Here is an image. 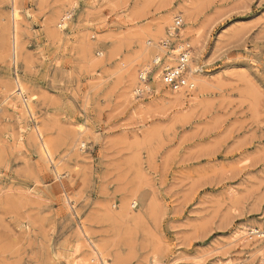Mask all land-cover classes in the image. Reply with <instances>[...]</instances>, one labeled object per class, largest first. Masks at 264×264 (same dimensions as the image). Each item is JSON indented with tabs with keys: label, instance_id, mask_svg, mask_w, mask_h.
I'll return each mask as SVG.
<instances>
[{
	"label": "rangeland",
	"instance_id": "obj_1",
	"mask_svg": "<svg viewBox=\"0 0 264 264\" xmlns=\"http://www.w3.org/2000/svg\"><path fill=\"white\" fill-rule=\"evenodd\" d=\"M167 13L165 38L180 16L216 81L195 105L159 103L172 91L151 78L126 94ZM263 231L264 0H0V264H100L91 246L112 264H264Z\"/></svg>",
	"mask_w": 264,
	"mask_h": 264
},
{
	"label": "bare ground",
	"instance_id": "obj_2",
	"mask_svg": "<svg viewBox=\"0 0 264 264\" xmlns=\"http://www.w3.org/2000/svg\"><path fill=\"white\" fill-rule=\"evenodd\" d=\"M14 4V0H11ZM67 2V1H66ZM65 4V3H64ZM195 5V4H194ZM197 6V5H196ZM73 5L71 7L70 10L68 11H65L64 13H62L60 15V21L62 22L59 26L62 27L64 24H65V19L68 18L70 15V12H72L71 10L73 9ZM167 7V6H166ZM183 10L186 11V13L190 14V12L194 11L195 12V6H193V4H185V5H182L181 6ZM181 11V10H180ZM158 12V11H157ZM173 13V11H171ZM193 12V13H194ZM172 13H167L166 15L164 14V16H162L160 19H158L157 17V20L155 22H153V24L147 26V28L144 30V32L140 33V41H139V48L138 50L135 52L134 56L131 58V66H129V71H128V84H127V90H126V94L131 97L133 96V91L135 92L136 91V83H137V76L135 77V72H136V68L137 67H141V72L145 71V70H149L150 71V77L152 80L151 82H153V84L155 85L156 87V90H161L163 87H164V84L162 82V79H161V66H156L153 64L152 61H154L155 59H157L158 57L160 58H163L165 64H170L171 63V60L173 59L171 56H165L164 55V50L163 48H161V46L159 45V40L160 37H162V40L163 38H165V35L166 33H164V29H165V24L167 22H169V19L171 17V14ZM146 14V13H145ZM175 14V13H174ZM194 15V14H193ZM191 16V15H190ZM126 18V17H125ZM156 19V18H155ZM12 22L15 24V21L12 20ZM58 22V21H57ZM171 24V23H170ZM59 27V28H60ZM145 28V27H144ZM203 28V27H202ZM170 29V28H169ZM169 29H168V32H169ZM197 32V31H196ZM60 35V34H59ZM135 35V34H134ZM182 35V34H181ZM132 36V35H131ZM138 36V35H137ZM136 36V37H137ZM147 37L148 40H144V38ZM139 38V36H138ZM146 38V39H147ZM133 39V38H131ZM153 40V43H151V41ZM134 42V41H133ZM146 44V45H145ZM199 45V44H198ZM197 49V48H196ZM155 56V57H154ZM126 57V56H125ZM151 57H152V61H151ZM130 58V57H129ZM13 60H15L13 58ZM126 61V60H125ZM151 61L152 63L150 64ZM14 62V61H13ZM17 63V62H16ZM190 70H191V74L190 76H192V78L194 79L195 81V87L194 89L192 90V92H190L188 95L183 89L179 90V91H176V92H171V93H166L164 95H162L158 100H159V103H164L165 104H172V105H176V106H181L185 104V102L189 103V105H195L196 103H198V98L200 96V94H202L205 90L207 89H210L212 87H216V81H214V79H211L209 77L204 76L203 75V71L201 69H199L198 67H195L194 66V62H193V58H191L190 60ZM123 67V66H122ZM123 69V68H122ZM122 77V76H121ZM218 80V79H217ZM11 81V80H10ZM18 82V81H17ZM220 82V80H219ZM222 82V81H221ZM136 87H135V86ZM138 85V84H137ZM11 102L10 104L12 106H17L16 103L17 100H23V97H24V92H23V88L20 84L17 83L16 85V88H14V91L11 93ZM205 94V93H204ZM126 95V96H127ZM189 97H188V96ZM34 97V95H31L29 96V99L32 100V98ZM153 97V96H152ZM158 97V96H157ZM125 98V97H124ZM127 98V97H126ZM133 98V97H132ZM131 99V98H130ZM21 100V101H22ZM27 101V99H26ZM206 101V100H205ZM24 102V101H23ZM150 104V103H149ZM171 105V106H172ZM22 106V105H21ZM142 106V105H141ZM151 106V105H150ZM149 106V107H150ZM25 107V106H24ZM27 107V106H26ZM29 107V106H28ZM140 108V107H139ZM192 109V108H191ZM142 110V109H141ZM151 110V109H150ZM179 113V112H178ZM191 113V112H190ZM184 115V114H183ZM190 116V115H189ZM180 121V120H179ZM181 122V121H180ZM37 127V126H36ZM82 127V126H81ZM38 128V127H37ZM83 129V128H81ZM125 130V129H124ZM38 131V130H37ZM36 131V132H37ZM84 131V130H83ZM35 132V133H36ZM80 132V131H79ZM83 133V132H82ZM78 136V135H77ZM31 138V137H30ZM29 138V139H30ZM21 139V138H20ZM40 140V139H39ZM38 140V141H39ZM30 141V140H29ZM82 144V143H81ZM37 145V144H36ZM50 147V146H49ZM52 147V145H51ZM80 147V146H79ZM39 149L40 151L42 152L41 154H43L48 160L50 158V154L48 153L47 151V148L45 146V144H41L39 145ZM52 149V148H51ZM42 155V156H43ZM51 163V162H50ZM52 166V165H51ZM64 176V175H63ZM68 199V198H67ZM66 199V200H67ZM135 204V202H133ZM238 229V228H237ZM84 231V230H83ZM239 232V231H238ZM237 232V233H238ZM253 232H256V229H249L248 232H244V230H241L239 232L238 235H234L235 238L238 237V239H240V244L241 245H245L246 241L245 240V237L247 234L251 235ZM264 232V231H263ZM242 234V235H241ZM257 234V232H256ZM259 234V233H258ZM264 233H260L259 236L263 235ZM257 236V235H256ZM259 236H257L259 238ZM87 240V239H86ZM236 240V239H235ZM89 241V239H88ZM87 241V242H88ZM232 242V241H231ZM81 242H79L78 244H80ZM249 243V242H248ZM232 244V243H231ZM81 245V244H80ZM255 247L258 251H260L262 249H264V244H263V240L262 239H257L255 238ZM80 246L79 245H75L74 247V254L75 253H78L80 251ZM92 249V253L93 255L91 257H93V261L95 263V260L96 262H99L100 264H112V261H109L108 257L105 256V254L103 253V251H98L96 250V248L94 246H91L90 247ZM235 249V248H234ZM255 249V251H256ZM232 251V250H231ZM240 252V251H239ZM80 253V252H79ZM103 254L104 258L106 259V261H104V259L101 258V254ZM239 254V253H238ZM263 255H264V252H263ZM255 256V255H253ZM81 258V257H80ZM78 259V260H74L73 262L71 261L69 264H86L88 260L86 259ZM97 258V259H96ZM259 258V257H258ZM264 258V257H263ZM112 260V259H111ZM157 260V259H156ZM191 260V259H190ZM92 261V260H91ZM104 261V262H103ZM103 262V263H102ZM229 262V260L227 261ZM226 262V264H227ZM93 263V262H92ZM157 263V262H156ZM174 263V262H173ZM220 263V262H219ZM159 264V263H158Z\"/></svg>",
	"mask_w": 264,
	"mask_h": 264
},
{
	"label": "built area",
	"instance_id": "obj_3",
	"mask_svg": "<svg viewBox=\"0 0 264 264\" xmlns=\"http://www.w3.org/2000/svg\"><path fill=\"white\" fill-rule=\"evenodd\" d=\"M182 25V18L180 16L174 17L167 37L160 42V46L164 50V55L173 58L171 63L165 64L163 58L158 57L153 61V64L162 67L161 79L166 88L172 92L183 89L190 95L189 93L195 87V81L190 76V47L186 42L181 40L180 28ZM149 74V70L139 72V84L135 91L137 96L151 92L148 86Z\"/></svg>",
	"mask_w": 264,
	"mask_h": 264
}]
</instances>
